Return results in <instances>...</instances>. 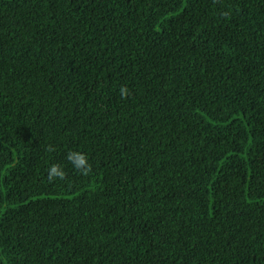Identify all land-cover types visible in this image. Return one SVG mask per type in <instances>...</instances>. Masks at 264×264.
<instances>
[{"label": "trees", "instance_id": "obj_1", "mask_svg": "<svg viewBox=\"0 0 264 264\" xmlns=\"http://www.w3.org/2000/svg\"><path fill=\"white\" fill-rule=\"evenodd\" d=\"M0 264H264V0H0Z\"/></svg>", "mask_w": 264, "mask_h": 264}, {"label": "clouds", "instance_id": "obj_2", "mask_svg": "<svg viewBox=\"0 0 264 264\" xmlns=\"http://www.w3.org/2000/svg\"><path fill=\"white\" fill-rule=\"evenodd\" d=\"M227 16L228 14L225 13ZM130 90L127 87H121L120 97L121 99H127L130 96ZM47 152H55L56 149L49 145L46 148ZM67 161L73 166L74 170L82 176H88L92 172V166L89 163L88 157L81 152L70 150L66 155ZM67 177L66 172L59 164H53L48 169V181L51 183L57 179L63 181Z\"/></svg>", "mask_w": 264, "mask_h": 264}]
</instances>
